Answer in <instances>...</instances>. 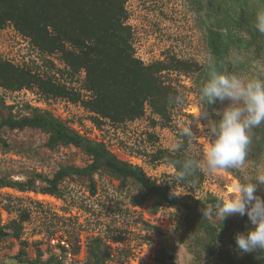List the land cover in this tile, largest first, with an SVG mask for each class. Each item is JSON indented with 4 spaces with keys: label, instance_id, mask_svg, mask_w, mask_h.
Returning <instances> with one entry per match:
<instances>
[{
    "label": "rangeland",
    "instance_id": "1",
    "mask_svg": "<svg viewBox=\"0 0 264 264\" xmlns=\"http://www.w3.org/2000/svg\"><path fill=\"white\" fill-rule=\"evenodd\" d=\"M208 1L127 0V25L131 28L135 58L146 66L174 58L196 63L206 70L209 56L206 31L215 24ZM217 3L229 8L230 16L234 15V9L243 18L237 22L239 25L231 24V39L225 40L229 49L222 64L223 72L245 79H264V34L254 26L257 12L264 11V0H248V14L239 6L240 0H217ZM254 32L257 33L255 42L250 35ZM0 61L29 69L41 77H51L55 83L80 94L83 100L88 98L83 91L82 72L71 76L60 54H41L11 24L0 29ZM199 75L173 72L161 75L162 81L183 97V103L169 109L167 127H163L162 121L146 106L139 120L116 126L106 123L98 128L79 103L47 97L35 87L27 89L34 94L33 100L20 91L13 95L16 91L0 88V121L8 117L19 120L33 110L47 113L79 137L103 144L115 158L139 169L150 182L167 187L170 193H185L173 196L175 199H191L204 205L203 211L205 208L207 211L229 194L233 183L264 173V125L252 130V140L241 168L215 174L199 171L202 180L197 179L195 185H180L171 165L151 163L149 157L157 150L174 152L172 145L178 132L189 125L194 139L184 137L188 143L186 153L192 158H203L202 142L209 139V128L219 119L215 113L228 101L202 104L195 87ZM33 102L43 108H37ZM0 137L8 145L7 149H0V179L19 183L36 175L51 179L62 167L83 169L91 163L88 156L73 147L48 149V136L39 130L11 131L0 126ZM92 179L96 187L94 196L89 193L88 182L75 177L59 186L60 199L0 189L1 227L17 221L20 214L28 216L19 241L12 238L0 241V264H26V261L42 264L50 258L54 259L51 264H88V251L93 249L94 239H100L106 247L108 260L102 264H157L162 253L172 256L166 264H223L219 259L220 247L225 249L227 242L228 252L233 248L238 251L235 235L248 226L246 215L229 216L222 223L227 228L225 242L212 247L211 232L216 226L220 227L214 213L207 216L203 214L205 211L201 213L209 228L207 234L197 232L199 220L187 221L184 213L175 207L155 208V195L140 186L127 183L122 187L102 171ZM256 195L264 199V186L258 183ZM20 242L26 244L23 257L18 255L22 249Z\"/></svg>",
    "mask_w": 264,
    "mask_h": 264
},
{
    "label": "trees",
    "instance_id": "2",
    "mask_svg": "<svg viewBox=\"0 0 264 264\" xmlns=\"http://www.w3.org/2000/svg\"><path fill=\"white\" fill-rule=\"evenodd\" d=\"M240 1L239 6L248 14V0ZM126 2L127 0H0V29L11 24L14 30L28 39L41 54H60V59L71 76L83 73V91L88 94V98L83 100L80 94L55 83L51 77H41L29 69L14 67L3 61H0V88L20 91L35 87L47 97L79 103L91 115L92 124L98 128L106 123L116 126L139 120L144 116L146 106L162 121L163 127H167L170 121L168 111L178 105L171 102L169 97L179 93L171 85L164 83L161 75L164 72L180 75L200 74L199 80L195 82L198 95L201 80L208 78V68L205 70L196 63L174 58L147 66L137 60L131 43V28L127 25ZM209 3L215 24L206 31V45L209 55L214 58L216 69L223 72L222 64L229 49L225 40L231 39L232 25H239L237 22L243 21V18L239 13H235L234 9V15L230 16L229 8L211 0ZM247 27H250L249 24ZM250 35L255 42L257 33ZM0 124L11 131L39 130L48 136V149L73 147L91 159V163L83 169L60 168L51 179L41 175L28 178L23 183L0 179V189H10L17 193H38L60 199L59 186L65 180L75 177L87 181L89 193L94 196L96 187L92 178L102 171L118 181L122 187L132 183L155 195V208L175 207L184 213L187 221L199 220V231H196L207 234L209 225L201 215L206 210L205 208L203 211L204 205L188 198L175 199L167 187L150 182L139 169L115 158L103 144H94L79 137L51 115L33 110L30 115L19 120L8 117L1 120ZM177 139H180L178 134ZM182 145V148L174 152L155 151L149 157L150 162H182L190 157L186 153V138H182ZM7 148V143L0 137V149ZM172 167L177 177L181 168L179 165ZM197 179L199 182L202 180L199 171L183 180L176 178L180 185H195ZM36 182L43 185L37 186ZM133 202L139 205V202ZM6 212L9 214V210ZM27 221L28 216L20 214L17 221H11L5 227L0 226V241L6 238L19 241L22 226ZM218 230L219 227L216 226L211 232L212 247L224 240L227 228L222 226L219 232ZM92 244L93 249L88 251V264H102L107 261L108 254L101 240L94 239ZM227 245L225 242L226 251L223 246L219 250V259L223 264H264V251L242 254L233 248L228 252ZM20 246L22 249L18 255L23 257V247L26 244L20 242ZM53 260L50 258L42 264H51ZM167 260L171 261L172 256L162 253V258L157 264H166ZM25 263L35 264L30 261Z\"/></svg>",
    "mask_w": 264,
    "mask_h": 264
},
{
    "label": "clouds",
    "instance_id": "3",
    "mask_svg": "<svg viewBox=\"0 0 264 264\" xmlns=\"http://www.w3.org/2000/svg\"><path fill=\"white\" fill-rule=\"evenodd\" d=\"M254 26L260 34H264V11L257 12ZM207 68L208 78L198 88L199 101L205 105L228 103L215 113L219 119L210 126L209 139L202 142V159L189 157L182 162L168 161L170 165L181 168L177 180H183L197 171L215 174L241 168L252 140V130L264 125V79H245L235 73L220 72L211 55L207 58ZM169 100L175 104L183 103L180 94L170 96ZM178 137L180 139L172 145L176 150L182 148V138L194 139L192 127L183 126ZM253 181L264 186V173L233 183L229 194L203 213L206 216L215 214L219 230L223 221L233 214L248 217L246 230L235 235L236 249L242 254L264 251V199L256 195L257 183ZM171 194L178 197L185 193L172 191Z\"/></svg>",
    "mask_w": 264,
    "mask_h": 264
},
{
    "label": "built area",
    "instance_id": "4",
    "mask_svg": "<svg viewBox=\"0 0 264 264\" xmlns=\"http://www.w3.org/2000/svg\"><path fill=\"white\" fill-rule=\"evenodd\" d=\"M18 91H16L15 93H13V95H17L18 93H17ZM29 92H31V91H29V90H27V89H22V90H20V93L21 94H25L27 97H29V96H31V99L33 100L34 98H35V96H34V94L33 93H29ZM33 104H36L35 106L37 107V108H43L39 103L37 104L36 102H33ZM31 106H33L32 104H31ZM79 134L80 135H82V132H79Z\"/></svg>",
    "mask_w": 264,
    "mask_h": 264
},
{
    "label": "flooded vegetation",
    "instance_id": "5",
    "mask_svg": "<svg viewBox=\"0 0 264 264\" xmlns=\"http://www.w3.org/2000/svg\"><path fill=\"white\" fill-rule=\"evenodd\" d=\"M209 1H210V0H209ZM209 1H208L207 3H208L209 8H210V3H209ZM211 2H216V4H217V1H216V0H211Z\"/></svg>",
    "mask_w": 264,
    "mask_h": 264
}]
</instances>
